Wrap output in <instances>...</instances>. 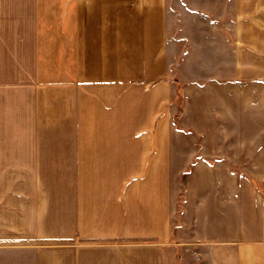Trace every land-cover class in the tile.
Returning <instances> with one entry per match:
<instances>
[{"label": "crops", "instance_id": "obj_1", "mask_svg": "<svg viewBox=\"0 0 264 264\" xmlns=\"http://www.w3.org/2000/svg\"><path fill=\"white\" fill-rule=\"evenodd\" d=\"M0 103V164L35 183L0 264H159L171 228L264 264V0H0Z\"/></svg>", "mask_w": 264, "mask_h": 264}, {"label": "rangeland", "instance_id": "obj_2", "mask_svg": "<svg viewBox=\"0 0 264 264\" xmlns=\"http://www.w3.org/2000/svg\"><path fill=\"white\" fill-rule=\"evenodd\" d=\"M21 103H14V109L18 112L20 111ZM5 115V103H0V127L4 128V122H1L3 116ZM12 124L15 132L21 130L22 128V117L19 113L17 116H13ZM24 135L20 133L8 134L9 142L20 141ZM35 135H28L27 140H35L33 138ZM5 136L0 134V141L4 140ZM247 171L243 170L247 175L254 176L255 174L261 172V169L256 166L249 165L245 167ZM167 167H158V187H159V221L161 223L166 219L167 214L164 210L167 209L170 204L172 206H182L185 201L184 188L181 187L179 182L180 176L175 178L174 175V185H171L165 180L170 178L171 174L166 171ZM49 168L44 167L42 173H51ZM23 173H28V170H23V167L16 165H5L0 164V234L5 232L3 221L5 219V206L7 200H12L11 197L7 198V191L10 190H20L24 187L27 190L34 189L35 183L32 181H11L10 177L16 179L20 177L19 175ZM13 174V175H12ZM264 179V171L261 173ZM182 179V178H181ZM178 181V182H177ZM56 183L51 182H40L39 185L45 186L47 189L51 188ZM179 191L178 197L175 198L176 192ZM177 218L180 214L175 215ZM173 217V215H172ZM219 246L207 245L205 243H183L182 239L177 236L175 229L171 228V236L166 242H159V264H215L217 260H228L225 259V255L220 252ZM217 251H216V250ZM217 254V255H216Z\"/></svg>", "mask_w": 264, "mask_h": 264}]
</instances>
